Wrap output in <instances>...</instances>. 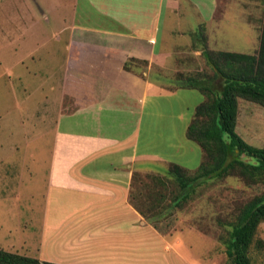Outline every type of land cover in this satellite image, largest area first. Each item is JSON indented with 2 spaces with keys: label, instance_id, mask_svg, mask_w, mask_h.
Returning a JSON list of instances; mask_svg holds the SVG:
<instances>
[{
  "label": "crops",
  "instance_id": "0c3cea01",
  "mask_svg": "<svg viewBox=\"0 0 264 264\" xmlns=\"http://www.w3.org/2000/svg\"><path fill=\"white\" fill-rule=\"evenodd\" d=\"M217 1L70 0L57 38L64 35L61 73L47 105L53 126L44 199L15 189L19 231L0 236V249L57 264H194L182 235H206L191 225L195 214L186 207L149 216L168 199L163 170L170 163L194 170L201 160L186 137L191 119L174 103L193 97L194 112L203 99L192 88L151 82L150 74L201 53L199 42L191 47L192 33L209 26ZM179 35L189 39L176 41ZM129 58L146 61L145 69L125 70ZM16 150L0 152V162Z\"/></svg>",
  "mask_w": 264,
  "mask_h": 264
},
{
  "label": "rangeland",
  "instance_id": "374dc122",
  "mask_svg": "<svg viewBox=\"0 0 264 264\" xmlns=\"http://www.w3.org/2000/svg\"><path fill=\"white\" fill-rule=\"evenodd\" d=\"M70 7V0H0V152L9 146L18 148L12 153L6 151L0 162V225H3L0 236L7 233L16 238L19 231L15 230V208L10 202L17 187L36 192L37 202L44 199L45 193H40L39 187L45 183L53 126L47 105L51 104L48 98L56 95L64 35L61 41L57 38L61 35L59 29L70 18ZM53 8L60 9L54 12ZM263 17L264 0H218L212 22L207 27L203 24L206 43L202 46L200 41L196 42L201 46L198 51L205 47L212 51L255 53ZM190 25L192 22L180 27L186 29ZM174 38L183 42L189 36ZM193 41L192 38L191 47ZM136 67L140 71L145 69V65ZM177 72L211 73L212 70L201 53L196 57L183 55L172 62L171 70L154 68L150 79L152 82L155 78L161 86L169 88L170 79ZM192 92L203 99L198 90ZM192 103L193 97L179 98L173 109L182 107L191 119ZM238 110L236 131L250 144L264 146V106L238 98ZM262 189L261 185H247L231 176L197 188L194 199L184 208L187 207L185 212L195 214L191 225L206 235L195 229L184 231L182 238L192 263L230 264L221 240L226 231L216 220H232L231 211ZM8 225L10 228H5ZM255 239L264 241V224L259 225ZM251 258L254 264H264V247L257 248L254 242Z\"/></svg>",
  "mask_w": 264,
  "mask_h": 264
},
{
  "label": "trees",
  "instance_id": "16d2710c",
  "mask_svg": "<svg viewBox=\"0 0 264 264\" xmlns=\"http://www.w3.org/2000/svg\"><path fill=\"white\" fill-rule=\"evenodd\" d=\"M203 24L192 37L203 46ZM201 55L212 70L177 72L170 79V89L192 88L203 95L186 128V137L201 149V160L194 170L170 163L163 170L168 182L167 201L149 218L171 215L183 209L194 199L200 186H208L226 177H235L247 185H261L255 194L231 211L232 220L219 219L216 224L225 229L221 238L224 253L230 264H254L251 247H264V241L255 239L260 224H264V146L247 142L237 131L238 98L264 106V17L259 46L255 53L240 51H212L205 47ZM146 61L129 58L124 69L138 71L136 65ZM0 264H57L41 262L37 258L0 249Z\"/></svg>",
  "mask_w": 264,
  "mask_h": 264
}]
</instances>
